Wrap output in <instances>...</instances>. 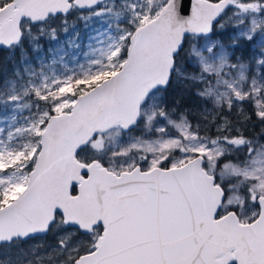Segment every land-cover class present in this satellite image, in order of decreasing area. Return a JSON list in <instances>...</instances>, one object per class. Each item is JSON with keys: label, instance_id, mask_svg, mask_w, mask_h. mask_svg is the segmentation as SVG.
I'll return each instance as SVG.
<instances>
[{"label": "snow or ice", "instance_id": "1", "mask_svg": "<svg viewBox=\"0 0 264 264\" xmlns=\"http://www.w3.org/2000/svg\"><path fill=\"white\" fill-rule=\"evenodd\" d=\"M72 17L107 26L83 61L32 64ZM229 27L258 58L230 62ZM0 47L23 65L0 104L27 113L0 127V248L33 242L16 264H264V0H0ZM174 82L213 101L195 125Z\"/></svg>", "mask_w": 264, "mask_h": 264}, {"label": "rangeland", "instance_id": "2", "mask_svg": "<svg viewBox=\"0 0 264 264\" xmlns=\"http://www.w3.org/2000/svg\"><path fill=\"white\" fill-rule=\"evenodd\" d=\"M69 29L67 32L61 31L57 37V39L53 40L49 37H44L41 41L42 50L40 53H32L29 51L27 59L32 64H38L40 57H48L50 55L49 50L56 49L58 47L63 48V51L59 54H64L65 59L71 63V58L74 55L78 60L83 61L84 52L88 51V46L95 45L96 40L100 38V32L106 29V24L100 20H90L85 22L83 19H77L76 17H72L69 19ZM236 35V32L232 27L227 29L218 30L216 35L212 38L214 40L220 41L225 49L230 54V62L235 63L237 58H241L244 62L252 61L253 58H258V54L260 52V48L257 44V39L253 41H242L239 47L232 46V39ZM196 43L199 45H203L205 43L204 40H198ZM187 47V45H186ZM214 51H219V49H215ZM208 55V53H205ZM0 59L5 60L6 62V70L0 75V87L6 86V82H12L15 80L14 72L23 67L21 64V55L19 51H0ZM185 67L187 68L189 73H194L197 71L195 66L190 61H185ZM254 69V65L252 67ZM201 87L200 85L191 86L184 82H174L172 87L168 90L167 93V102L170 107H174L177 110V114L180 112H184L187 110L188 119L190 122L195 125L198 120L202 119L199 115L205 109H211L213 107V101L209 99L201 100L196 95L197 88ZM27 113H19L14 112L11 107H6L3 104H0V127L8 128L9 124L12 123V116L15 115L17 117V122L20 121L23 115ZM256 130L257 135L260 133V128H250V134L253 135L254 130ZM212 134H215V128L211 130ZM135 135H139V133H135ZM255 147L264 151V139H260L258 143L255 144ZM33 243V242H30ZM20 246L10 251L11 248H6L5 250L0 251L2 253L1 256L6 255L8 259H10L13 264H16L18 260L25 259L22 256L21 249L27 251L29 248V244Z\"/></svg>", "mask_w": 264, "mask_h": 264}, {"label": "trees", "instance_id": "3", "mask_svg": "<svg viewBox=\"0 0 264 264\" xmlns=\"http://www.w3.org/2000/svg\"><path fill=\"white\" fill-rule=\"evenodd\" d=\"M1 52H7V50H4V49H0ZM6 70V62L5 60L3 59H0V75L1 73H3L4 71ZM254 132H253V135L252 136H257V132L255 129H253Z\"/></svg>", "mask_w": 264, "mask_h": 264}, {"label": "flooded vegetation", "instance_id": "4", "mask_svg": "<svg viewBox=\"0 0 264 264\" xmlns=\"http://www.w3.org/2000/svg\"><path fill=\"white\" fill-rule=\"evenodd\" d=\"M30 243V242H29ZM23 245H26V242H22L21 244H20V246H23ZM18 247H12L11 249H10V251H13V250H15V249H17ZM6 248H0V251H2V250H5ZM2 255V253H0V261H3L5 258H7L6 257V255H4L3 254V256H1Z\"/></svg>", "mask_w": 264, "mask_h": 264}, {"label": "water", "instance_id": "5", "mask_svg": "<svg viewBox=\"0 0 264 264\" xmlns=\"http://www.w3.org/2000/svg\"><path fill=\"white\" fill-rule=\"evenodd\" d=\"M184 2L185 3H187V4H189V6H190V2H191V0H184ZM0 48H2V47H0ZM4 50H7L6 48H3Z\"/></svg>", "mask_w": 264, "mask_h": 264}]
</instances>
